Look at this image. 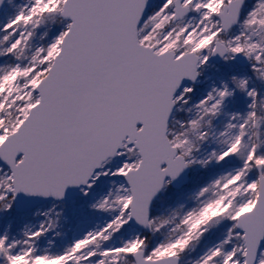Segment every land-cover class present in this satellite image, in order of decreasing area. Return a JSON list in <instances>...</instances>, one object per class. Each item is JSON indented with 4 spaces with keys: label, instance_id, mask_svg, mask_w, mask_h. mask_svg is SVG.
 <instances>
[{
    "label": "snow or ice",
    "instance_id": "1",
    "mask_svg": "<svg viewBox=\"0 0 264 264\" xmlns=\"http://www.w3.org/2000/svg\"><path fill=\"white\" fill-rule=\"evenodd\" d=\"M0 264H264V0H0Z\"/></svg>",
    "mask_w": 264,
    "mask_h": 264
}]
</instances>
